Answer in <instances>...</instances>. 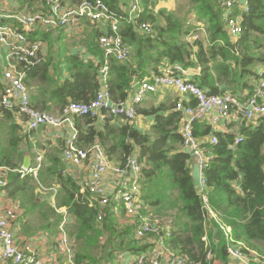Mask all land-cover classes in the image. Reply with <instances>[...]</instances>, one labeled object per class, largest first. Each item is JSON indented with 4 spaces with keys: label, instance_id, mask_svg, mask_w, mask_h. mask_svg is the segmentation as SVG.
I'll list each match as a JSON object with an SVG mask.
<instances>
[{
    "label": "trees",
    "instance_id": "1",
    "mask_svg": "<svg viewBox=\"0 0 264 264\" xmlns=\"http://www.w3.org/2000/svg\"><path fill=\"white\" fill-rule=\"evenodd\" d=\"M64 1L76 5L85 0ZM102 1L112 13L125 14L121 0ZM247 1L249 11L243 13V33L239 41L233 42L226 31L224 9L218 0H189V13L194 14L198 22L205 26L208 40L205 48L198 39L193 43L183 41L190 33L197 31L195 27H188L187 17L179 20L174 13L163 9L155 14L148 6L153 4V0H143L144 11L136 19L137 23L124 22L120 28L125 44L132 49L131 62L121 63L110 58L108 63L107 86L112 102L127 101L134 94L135 78L142 81L151 72L161 74L157 67L166 60L171 66L178 64L185 70L200 69L191 81L207 91L208 95H222L227 91L236 93L242 89L253 92L251 82L257 77V68L262 66L264 69V0ZM47 2L25 0L27 8L35 10H46ZM157 18H163L166 25L160 27L152 24L153 32L149 35L139 30L140 23H155ZM16 24L19 27H15L22 30ZM87 34L84 44L90 54L100 57L98 65L92 60H84L80 55L67 54L66 50L53 58V39L56 41L66 36L62 29L55 33L37 29L28 34L32 41L51 43V56L46 57L47 61L28 69L22 68L26 73V85L32 87L36 84L38 92L31 96L35 108L42 98L55 101L65 109L71 103L88 104L96 97L101 87L99 72L105 65L99 40L105 33L92 30ZM1 57L0 49V75L3 63ZM62 64L65 71L60 68ZM65 74L70 77L62 82L61 77ZM1 90L0 80V93ZM190 104L195 106L196 102L192 100ZM173 108V105L167 104L141 108L140 116L154 118L148 133L141 132L130 121L121 124L126 121L121 117L107 119L103 129H100L95 125V118L73 116L78 132L77 144L89 147L99 141L110 162L117 155L121 157L119 163L128 156L136 155L142 164L141 188L145 205L151 207L153 214L157 215L154 217L162 222H168L162 217L174 216L172 248L197 262L208 264L205 261L207 247L203 241L207 234V210L198 187L194 185L193 156L185 153L183 138L177 132L180 117L173 112ZM43 110L49 109L44 106ZM16 114L19 115L17 111L0 106V115L7 121L4 129H7L6 136L9 139V147L0 148V165L16 171L10 174L7 197L18 200L24 206L23 199L31 194V209L34 210L44 206L34 196L35 190L40 186L56 188V205L49 206L55 219L43 229L51 230L52 236L58 235L63 216L57 209L66 208L71 220L67 229L78 247L75 255L78 264L85 263V260H89L90 264H100L106 258L112 262L116 252L142 250L132 238V230H119L117 221L111 215L107 214L104 222L98 223L97 206L90 205V196L81 192V184L67 172L58 151L47 154V164L42 166L37 177L30 174L23 177L19 171L23 168L25 155L30 154L33 161L37 157L30 144L27 145L28 151L19 152L20 143L29 140L34 131H27L20 137L19 130L23 127L15 123ZM211 130L204 124H195L197 137L208 136ZM240 134L243 141L234 150L229 149L235 139L233 134L217 133L218 144L206 145L213 155L204 170L206 195L209 207L224 225L231 227L233 242L242 243L246 253H256L264 260V117L259 118L256 124L244 125ZM208 236L211 242L208 249L215 250V237L222 263L232 264L227 254V238L214 219L210 222ZM103 238L104 243L100 245Z\"/></svg>",
    "mask_w": 264,
    "mask_h": 264
},
{
    "label": "built area",
    "instance_id": "2",
    "mask_svg": "<svg viewBox=\"0 0 264 264\" xmlns=\"http://www.w3.org/2000/svg\"><path fill=\"white\" fill-rule=\"evenodd\" d=\"M218 1L224 9L223 20L226 31L233 42H237L243 33V13L249 11L248 1ZM47 4L46 10L25 8L16 15L8 14L0 5V49L3 61L0 106L6 110L17 111L23 117V124L29 132L43 127L59 129L69 123L71 135L66 139L63 158L65 163L75 167L84 164L88 167L89 175L81 183V192L90 196L91 206H97L98 223L102 224L106 215H111L117 221L118 229L130 228L132 238L142 247L140 251L116 252L114 264H202L191 259L189 255L179 253L172 248L170 243L173 237L171 222H162L145 213L147 206L144 203L141 188L142 164L137 156H128L118 165H111L101 144L94 143L89 147L78 146V132L73 122H70L73 116H90L100 119L106 115L121 117L132 122L138 116V106L143 103L148 94L157 93L160 87L174 88L179 94L191 97L188 103L178 100L175 110L182 115L177 132L183 138V146L185 149H190L200 167L201 183L198 189L207 210V234L203 238L207 247L205 261L208 264H214L217 259V250L208 249L211 246L208 232L210 222L214 219L229 239L227 254L233 264H264V260L256 253H246L242 249V243L233 242L231 227L224 225L209 207L204 170L213 155L205 146L207 144L216 145L219 139L215 134L211 135L208 140L195 135V124L203 121H208L211 125L218 127L232 118L251 122L264 117V69L259 71L253 92L244 103L231 93L208 95L207 91L187 79L185 70L175 64L165 68L161 74L154 75L152 79L146 78L140 81L137 90L132 95L131 104L125 101L113 103L110 107L109 102L112 100L107 86L109 68L108 63L105 62L101 70L103 86L90 103H71L63 109L61 115L41 111L31 103L29 90L25 83L26 73L22 68L28 69L44 62V42L30 40L29 33L40 27L47 31L75 28L85 20L91 23L104 22L109 25L108 32L99 40L104 57L114 58L121 63H130L132 49L125 44L120 35V28L124 22L137 23L136 19L144 11L143 0H126L128 10L125 14L112 13L102 0H85L76 5H67L64 0H48ZM9 19L15 20L22 30L7 22ZM196 29L197 33L193 35V38H199L201 34L206 33L203 23L199 24ZM139 30L149 35L153 32V25L149 21L142 22ZM192 100L196 102L195 106L190 104ZM242 141V136L237 135L229 149L234 150ZM43 165V157H38L35 167L28 171L22 168L19 172L23 177L27 174L37 177ZM14 172L16 171L0 165V192L6 191V187L10 184V174ZM108 175L115 178L111 191L106 187ZM16 209L18 208L14 205H0L1 264H46L50 259L41 257L36 249V242L46 241V236L41 234L31 239L18 240L13 229L19 218V211ZM57 212L63 216V219L58 228L55 248L60 256L65 257L70 264H76L75 242L67 229L70 215L66 208L57 209Z\"/></svg>",
    "mask_w": 264,
    "mask_h": 264
},
{
    "label": "crops",
    "instance_id": "3",
    "mask_svg": "<svg viewBox=\"0 0 264 264\" xmlns=\"http://www.w3.org/2000/svg\"><path fill=\"white\" fill-rule=\"evenodd\" d=\"M70 1H67L65 2L67 5H72L73 3H68ZM121 4H123L122 6V9L124 10L123 13L127 12L128 10V7L126 8L125 7V3L121 0ZM0 5L6 10V12L10 15H16L22 11L25 10V8H27V4L25 3V0H0ZM127 6V4H126ZM169 11H171V9H168ZM167 10V11H168ZM9 23L13 24L14 26L16 27H19L16 22L12 19H9L8 20ZM38 29H44V28H38ZM46 30V29H44ZM92 30H99L100 32H102L103 34L108 32L109 30V25L107 23H104V22H99V23H91L89 21H83V23L81 25H79L78 27H75V28H66V29H62L64 35H66L65 37L63 38H60L58 40L55 41V39H53V43L52 45L54 46V50H53V54H52V57L53 58H56L59 54L60 51H64L66 50V53L67 54H77V55H80L84 60H92L96 65H98L101 61L100 57L99 56H96V55H92L90 54V52H88V49H87V46L84 44V38H86V34ZM47 31V30H46ZM50 32H53L55 33V31H50ZM71 34H79V35H82L80 39H70V38H66L67 36H70ZM44 42V60L47 61V58L46 57H50L51 56V43L49 45V43L47 41H43ZM63 47V48H62ZM70 47V48H68ZM104 62H107L109 63L110 61V58L109 59H106L104 57ZM171 66V63H169V61H164L163 64H159V66L157 67L158 70H159V73H161L165 68ZM64 71H65V66L62 64L61 67ZM261 69H263L262 66L258 67L257 68V76H258V73L259 71H261ZM185 70V69H184ZM185 77L189 80H191L193 78L194 75H197L199 74L200 72V69H188V70H185ZM53 71L50 72L51 75H53ZM99 83L101 85V87L99 89L102 88L103 86V76H102V73H101V70L99 72ZM66 76H62L61 77V81L63 82L66 78L70 77L68 74H65ZM156 75L154 74L153 72H151L149 74V76H147L146 78L148 79H152V77ZM144 78V79H146ZM0 79H1V75H0ZM256 81H257V77L254 78L251 82V85L253 87H255V84H256ZM140 81H138L137 78H135L134 80V92L137 90L138 88V83ZM27 84V83H26ZM36 84H33L32 87H28V90H29V94H30V99H31V96L34 95V94H37V88L35 87ZM160 88H164V87H160ZM159 88V90H160ZM166 90H168V95H166L164 97V100L161 102V100H159L157 97L159 95V91L157 93H154V94H148L145 98V103L143 101V103H141L139 106H138V116L135 120H133L132 122H130L131 124H133L138 130H140V127H139V121L141 119H147L149 121H152L151 123V126H150V129L149 131H151V127L152 125L154 124V118L151 117V116H140L139 114V111L141 108H143L144 106H148V105H154V106H159L161 104H167V105H173L174 108H173V112L177 113L180 117V121H179V125L181 123V113L180 112H177L175 110V105H176V102L178 100H182L186 103H188V101L191 99V97H187V96H183L181 94L178 93V91L174 88H165ZM165 90V91H166ZM253 91V90H252ZM226 93H231V94H234L237 96V98L239 99L240 102L244 103L246 102L247 98L250 96V94L252 92H250V90H247V89H242V90H239L238 92L236 93H233L231 91H227ZM225 94V93H224ZM152 99L149 101L148 99L151 98ZM131 98H132V95L129 97V99H127V103H130L131 104ZM31 103H32V100H31ZM33 105V104H32ZM37 105V109L39 110H42V111H45V112H49V113H52V114H55V115H61L63 113V109L61 106H59V104L55 101H47L46 99L42 98L40 99V101L38 103H36ZM47 107L49 110H43V107ZM0 117H2L0 115ZM18 115L16 114L15 116V123L17 125H20L21 127H23V130L20 129L19 130V136H23L24 133H26L28 130L26 129V126L23 124V120L17 118ZM117 118V117H113L111 115H106L104 118H100V119H97L96 120V127H99L100 129H103V125L106 123L107 119L109 118ZM73 122L74 124V120L73 118L71 117L70 118V122ZM125 122H128V121H124V123H121V124H126ZM257 121H251V122H244V121H241L239 119H235V118H232L230 120H227V121H224L220 126L218 127H215L213 125H211L210 123H208V121H203V122H200L199 124H204L208 127H211V131L212 133L208 136H198L199 138L201 139H206L208 140L209 137H211V135L213 134H217V133H222V134H233L235 137H237V135H241L240 132H241V128L245 125H249V124H256ZM69 123H66L62 128H46V127H43V128H40L39 130L37 131H34V134H32L29 138V140H24L22 143H20L19 145V152H26L28 151V146L29 144L33 146L34 148V153L36 154V157H43L44 159V164L46 165L47 164V154L51 151H54V152H57L58 151V156L61 158V160L64 162L65 166L67 168H69V171L68 173L71 174L76 180H78V182L81 184L82 181L88 177L89 175V170H88V167L86 166V164L82 165V166H79V167H75L73 165H70L68 163H65L64 161V158H63V153H64V148H65V142H66V139L71 135V126L68 125ZM111 124H114V123H111ZM7 123H5V127H6ZM179 127V126H178ZM3 128H4V125H3ZM74 128H75V125H74ZM77 129V128H75ZM46 131V132H45ZM68 131L67 133H70V135L68 136H65V132ZM141 131V130H140ZM4 132H5V136H6V133H7V129L5 128L4 129ZM142 132V131H141ZM7 140L9 141L8 137L6 136ZM96 143H99V141H97ZM28 145V146H27ZM207 148V146H206ZM185 149V148H184ZM27 155H30V154H26L25 157ZM31 156V155H30ZM133 156H136V155H133ZM25 157H24V160H25ZM37 158H36V161H37ZM113 162H110L111 165H118L119 161H121V157L119 155L115 156L113 158ZM36 161H33V158L31 156V168L32 167H35L36 166ZM192 162L195 163L196 162V159L194 157H192ZM24 163V161H23ZM115 183V178L112 176V175H108L106 177V187L109 189V191L112 190V184ZM40 189H44L43 186H40ZM40 189H36L35 190V193L38 192ZM6 196H7V190H6ZM2 205H14L15 207L17 206L18 208L20 207V209L18 210L19 211V218L16 222V225L13 226V229L14 231L16 232V236L18 238V240H24V239H31L33 237H36V236H39L41 234H44L42 232H38L36 231V227L35 226V222H33L34 218L32 216H25L26 212H29V211H33V209H31V205L29 208H26L25 206H23L22 204H20V202L17 200H13V199H10V198H6L4 197V204ZM29 215H33V214H29ZM38 232V233H36ZM214 234V232H213ZM46 237H47V234H44ZM215 236V235H214ZM210 240V239H209ZM213 242H215V249L217 250V259L215 260V263L214 264H223L221 259L219 258V245H218V242L216 240L215 237H213ZM37 244V251L38 253L40 254L41 257H45L47 259H50V262H54L55 261V257H53L54 255V252L48 247V242L45 241V240H39L38 242H36ZM211 244V242H210ZM46 264H50L49 262H47ZM53 264V263H52ZM233 264V263H232Z\"/></svg>",
    "mask_w": 264,
    "mask_h": 264
},
{
    "label": "rangeland",
    "instance_id": "4",
    "mask_svg": "<svg viewBox=\"0 0 264 264\" xmlns=\"http://www.w3.org/2000/svg\"><path fill=\"white\" fill-rule=\"evenodd\" d=\"M125 3V7L126 6V0H122ZM149 8L151 7V9L154 11L155 14L159 13L162 9L163 10H168L171 9V11H167V12H171L174 13L175 17L179 20H182L183 18L187 17L188 19V27H199V23L196 16L192 13H189L190 7H189V0H153V4L150 6L148 5ZM151 22V21H150ZM152 23V22H151ZM154 26H160V27H164L166 24L163 20V18H157V20L155 21V23H152ZM197 32H192L190 33L188 36H186V38L183 40L186 43H193L195 41V39L201 40V42L203 43V46L205 48H207L208 46V40H207V35L206 33H203L200 35L199 38H193V35L196 34ZM82 35L79 34H71L70 36H67L66 38H70V39H80ZM86 36H88V34H86ZM63 48V47H62ZM70 48V47H68ZM164 88H160L159 90V95H158V99L161 100V102L164 100V97L166 95H168V90ZM166 90V91H165ZM152 99L149 98L148 100L150 101ZM145 103V101H144ZM19 119L23 120V117L18 115ZM7 123V121L3 118L0 117V148H8L9 147V141L7 140L6 136H5V132H4V128L3 125ZM152 121H149L147 119H141L139 121V127L140 130L143 133H148L150 126H151ZM23 130V129H22ZM46 132V131H45ZM68 131L65 132V136L70 135V133H67ZM67 172L69 171V168H67ZM30 183V181H29ZM33 183V182H32ZM44 189H40L38 187V189H40L38 192L34 193L35 197L39 198V201H41V203L44 205L41 208H37L34 209L33 211H29L26 212L25 216H32L34 218L33 222H35V226H37L35 229L38 232H42L44 234H47V242H48V247L54 252L53 257H55V261L52 262L53 264H70L69 261L65 258L60 256V254L57 252L56 250V246H57V240H58V235L56 236H52L51 234H53L51 232V230H45L43 229V227L48 224V223H53L55 217L52 215L49 206L54 207L56 205V200H55V194H56V188L50 189L47 188L46 186H43ZM2 196V197H1ZM4 197L5 199L7 198L6 196V191H1L0 192V205L4 204ZM17 199H20V197H18ZM23 203L24 206L26 208H29L31 205V194L29 196H27L26 198L23 199ZM17 207V206H16ZM18 208V207H17ZM20 209V207L18 209H16L17 211ZM146 214H150L152 216H157L153 214L152 208L151 207H147V209L145 210ZM29 214H33V215H29ZM161 219L166 220L171 222V225H174V216L170 215V216H165L162 217ZM71 222V220H70ZM69 222V223H70ZM36 232V233H38ZM225 235V233H224ZM227 238V237H226ZM104 238L100 240V245H103L104 243ZM227 245L230 243L229 239L227 238ZM171 243V240H170ZM76 244V242H75ZM75 248L78 250V247L75 245ZM101 250V248H100ZM116 258V256H115ZM115 260V259H114ZM114 260L112 262H110L107 258L105 260H101L100 264H114ZM85 263L82 264H90L89 260H85ZM50 264H52L49 261ZM1 264V262H0ZM77 264V261H76Z\"/></svg>",
    "mask_w": 264,
    "mask_h": 264
},
{
    "label": "water",
    "instance_id": "5",
    "mask_svg": "<svg viewBox=\"0 0 264 264\" xmlns=\"http://www.w3.org/2000/svg\"><path fill=\"white\" fill-rule=\"evenodd\" d=\"M109 106L110 107L113 106V102L112 101L109 102ZM185 153L193 156L189 148L185 149ZM30 168H31V156L27 155L25 157V160H24V163H23V169L28 171ZM192 178H193V181H194V185L196 187H198L201 182H200V167H199L197 162H195L194 165H193Z\"/></svg>",
    "mask_w": 264,
    "mask_h": 264
}]
</instances>
